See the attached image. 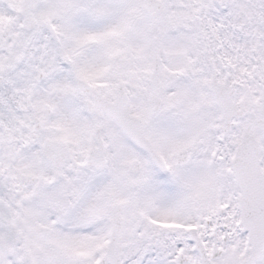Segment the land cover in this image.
<instances>
[{"label":"snow or ice","instance_id":"obj_1","mask_svg":"<svg viewBox=\"0 0 264 264\" xmlns=\"http://www.w3.org/2000/svg\"><path fill=\"white\" fill-rule=\"evenodd\" d=\"M0 264H264V0H0Z\"/></svg>","mask_w":264,"mask_h":264}]
</instances>
